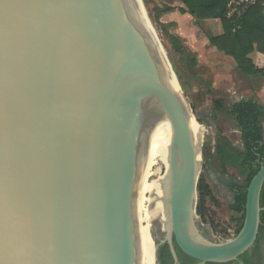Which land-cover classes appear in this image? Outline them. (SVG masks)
<instances>
[{"label": "water", "instance_id": "1", "mask_svg": "<svg viewBox=\"0 0 264 264\" xmlns=\"http://www.w3.org/2000/svg\"><path fill=\"white\" fill-rule=\"evenodd\" d=\"M76 2L74 30L63 43L66 108L54 136L47 218L54 264H137L136 201L153 155L167 163L168 212L146 231L151 263L156 241L172 246V238L201 264L236 262L258 235L264 163L247 187L240 232L216 240L196 214L201 165L192 113L173 91L142 15L133 0Z\"/></svg>", "mask_w": 264, "mask_h": 264}, {"label": "clouds", "instance_id": "2", "mask_svg": "<svg viewBox=\"0 0 264 264\" xmlns=\"http://www.w3.org/2000/svg\"><path fill=\"white\" fill-rule=\"evenodd\" d=\"M76 0H0V264H54V136Z\"/></svg>", "mask_w": 264, "mask_h": 264}, {"label": "rangeland", "instance_id": "3", "mask_svg": "<svg viewBox=\"0 0 264 264\" xmlns=\"http://www.w3.org/2000/svg\"><path fill=\"white\" fill-rule=\"evenodd\" d=\"M145 17L153 30V36L162 52L178 89L186 101L195 121L202 126L203 135L200 143V173L197 186L202 183L207 187L209 195L205 196L203 209L204 219L197 215L202 225L210 228L213 238L218 241L234 237L240 224V215L231 210L233 204V186H245V176L237 169L222 167L217 158V144L220 138H226L235 148L241 150L240 131L237 124L222 114L216 113L218 105L229 109L236 100L244 98L241 89L243 81L217 49L211 47L209 37L218 35L222 27L219 20L195 26L193 21L183 20L182 35L177 33V24L163 23L159 26L155 21L156 10L166 7L178 9L182 7L177 0H141ZM181 15L178 11H174ZM173 12V13H174ZM171 14V13H170ZM168 15V14H167ZM184 16V15H181ZM164 30L177 37L182 45V52L172 48ZM180 35V36H179ZM233 85L239 92L232 93ZM242 151V150H241ZM155 178H151L153 180ZM197 193V206L200 205ZM196 206V208H197ZM142 224L139 233H146L147 226ZM148 256L146 255V261ZM149 260V259H148Z\"/></svg>", "mask_w": 264, "mask_h": 264}, {"label": "trees", "instance_id": "4", "mask_svg": "<svg viewBox=\"0 0 264 264\" xmlns=\"http://www.w3.org/2000/svg\"><path fill=\"white\" fill-rule=\"evenodd\" d=\"M182 7L175 9L166 7L156 10L155 21L159 26L163 24L159 21L164 15L178 11L181 15H189L195 26L205 21L219 20L222 27V34L216 37H209V45L224 56L233 59L238 71L245 77L263 76V70L258 69L248 58V55L256 51L264 55V0H257L243 16L239 22V29L234 28V22L226 18L227 7L231 0H177ZM172 48L177 53L182 52V45L179 39L164 30ZM215 112L233 120L240 131V140L243 150L235 148L226 138H220L217 144V158L222 167L229 166L237 169L245 176V186H233V204L231 210L240 215V224L235 230L236 236L242 227L244 218V206L247 187L252 178L257 174L261 165L264 163V138L263 126L264 107L253 101H240L233 104L229 109L218 105ZM200 205L196 208V214L204 219L206 212L203 209L204 198L209 195L207 187L202 183L197 186ZM260 226L256 241L251 248L252 251L259 252L264 245V184L260 195ZM164 252L170 255L167 246ZM243 264H251L248 259V251L238 259ZM190 262H193L189 259ZM262 257L259 253L258 264H261ZM227 264H237L236 262Z\"/></svg>", "mask_w": 264, "mask_h": 264}, {"label": "bare ground", "instance_id": "5", "mask_svg": "<svg viewBox=\"0 0 264 264\" xmlns=\"http://www.w3.org/2000/svg\"><path fill=\"white\" fill-rule=\"evenodd\" d=\"M135 7L139 11L140 15H142V10L140 6L139 0H133ZM144 26L146 27L149 34L153 36V30L149 23L144 19V15H142ZM159 49V55L165 65L167 70L168 80L173 88V91L177 95L179 99L182 100V95L178 89L176 82L174 81L172 74L169 68L166 65V62L162 56V52ZM190 123L194 127L197 136L198 143L200 145L203 128L200 126L193 116L190 117ZM167 174V163L161 158L159 155H153V157L147 162L144 166L141 174H140V185L139 191L136 201V220H137V229H136V248H137V264H152L150 260L146 259V252L144 249V237L145 232L139 233L140 226L142 224H153L158 220H162L167 218L168 208L166 206V202L162 192V183ZM151 178H155L150 180ZM150 227L147 226V230Z\"/></svg>", "mask_w": 264, "mask_h": 264}, {"label": "crops", "instance_id": "6", "mask_svg": "<svg viewBox=\"0 0 264 264\" xmlns=\"http://www.w3.org/2000/svg\"><path fill=\"white\" fill-rule=\"evenodd\" d=\"M188 18H190L192 20V18L189 15L181 16V15H178L177 13L174 12V13H171V14L164 16L163 23H169V24L175 23V24H177V33L181 34V36H183L182 34L184 33V30H182L181 26H183V25H181V23L184 22L185 20H189ZM212 21H215V20L205 21L203 23H208V22H212ZM182 31H183V33H182ZM221 34H222V29H221V31L219 29L218 35H216V36H219ZM219 53L222 54V56H224L223 53H221V52H219ZM224 58L228 62V68H233V70L236 72V74L238 76H240L242 78V80H244L242 85H240V87L243 90L245 97L236 100V102H234L233 104L238 103V102L243 101V100L244 101L249 100V101H253V102L264 107V55L259 54L256 51H253L248 55V58L253 62V64L258 69L263 70V76H252L250 78H245L238 71L233 59L226 57V56H224ZM238 88L239 87H237L236 85H233V87L231 88L232 93L236 94L237 92H239ZM262 126H263V138H264V121L262 123Z\"/></svg>", "mask_w": 264, "mask_h": 264}, {"label": "flooded vegetation", "instance_id": "7", "mask_svg": "<svg viewBox=\"0 0 264 264\" xmlns=\"http://www.w3.org/2000/svg\"><path fill=\"white\" fill-rule=\"evenodd\" d=\"M203 233L205 236L206 229H203ZM158 244L157 248V264H165L166 261H169L168 256L164 252V247L167 246L168 253L170 255V263L169 264H201L188 256H186L176 245L174 239L172 238V246H170L167 242H164L163 244H159L158 241H156ZM261 254L262 262L261 264H264V245L262 246L261 250L259 252H254L251 249L248 250V259L251 262V264H258V255ZM192 260L193 262L189 261ZM237 264H243L239 260L236 261ZM208 264V263H206Z\"/></svg>", "mask_w": 264, "mask_h": 264}, {"label": "built area", "instance_id": "8", "mask_svg": "<svg viewBox=\"0 0 264 264\" xmlns=\"http://www.w3.org/2000/svg\"><path fill=\"white\" fill-rule=\"evenodd\" d=\"M257 0H231L226 12V18L231 19L235 24L234 28L239 29V22L245 13L256 4Z\"/></svg>", "mask_w": 264, "mask_h": 264}]
</instances>
